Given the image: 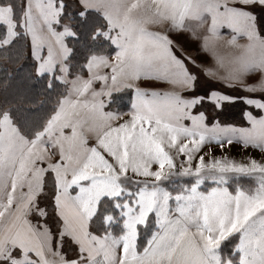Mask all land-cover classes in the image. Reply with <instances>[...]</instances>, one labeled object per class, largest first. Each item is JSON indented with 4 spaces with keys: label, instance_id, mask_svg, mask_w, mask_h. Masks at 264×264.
Wrapping results in <instances>:
<instances>
[{
    "label": "rangeland",
    "instance_id": "374dc122",
    "mask_svg": "<svg viewBox=\"0 0 264 264\" xmlns=\"http://www.w3.org/2000/svg\"><path fill=\"white\" fill-rule=\"evenodd\" d=\"M182 1L191 8L170 12L160 0H24L26 56L37 76L56 73L68 89L33 138L19 132L8 108L0 113V228L14 223L5 219L15 208L18 223L10 237L18 244L7 240L0 264L75 260L79 248L55 214L66 194L92 217L101 199H115L123 229L116 239L126 252L137 245L139 223L150 214L162 223L174 211L188 215L215 264H233L235 253L239 264H264V91L254 90L250 76H234L237 64L250 70L248 53L264 55V6ZM88 9L105 17V35L117 47L91 56L86 75L70 77L66 38L74 28L62 15ZM12 13L0 4V49L20 33ZM233 35L242 40L230 42ZM194 40L206 41L211 57L229 55L226 75L186 76L197 64L213 65L194 59L201 55ZM126 89L129 110H111L113 94ZM48 171L57 193L44 187ZM234 234L237 243L222 250Z\"/></svg>",
    "mask_w": 264,
    "mask_h": 264
},
{
    "label": "trees",
    "instance_id": "16d2710c",
    "mask_svg": "<svg viewBox=\"0 0 264 264\" xmlns=\"http://www.w3.org/2000/svg\"><path fill=\"white\" fill-rule=\"evenodd\" d=\"M0 4L11 6L13 17L20 30L15 40L13 39L7 47L0 49V113L8 108L19 132L27 138H33L45 128V124L56 111L57 103L67 92L68 83L61 81L56 73H44L40 76L35 74L34 64L26 56L27 39L21 30L24 0H0ZM66 14L63 12L62 19L69 20L74 28V34L66 38L69 47L67 74L70 77L86 75V64L91 56L109 55L115 52L116 47L111 43L108 33L105 35L106 31L111 32V29L105 17L96 10L88 9L84 14H80V11ZM5 31V25L0 22V38L4 37ZM131 95V89L114 93L109 108L116 112L128 111L132 100ZM50 174L53 175L51 171L45 174L44 187L49 186L56 191V181ZM185 181L189 185L193 182L192 179ZM96 210L97 212L89 222L93 232L100 235L109 232L120 233L121 219L118 217V221L114 223L108 222L107 219L108 216L117 218L116 215L119 213L113 198L101 199ZM156 228L153 215L148 217L145 224L138 225L139 251H143L146 247ZM237 241L238 236L234 234L229 240L224 241L222 250L231 249ZM235 256L236 253L233 264H239L238 255L237 259Z\"/></svg>",
    "mask_w": 264,
    "mask_h": 264
},
{
    "label": "crops",
    "instance_id": "0c3cea01",
    "mask_svg": "<svg viewBox=\"0 0 264 264\" xmlns=\"http://www.w3.org/2000/svg\"><path fill=\"white\" fill-rule=\"evenodd\" d=\"M226 1L228 5H231V7L238 3L239 7H243L245 9H247L250 5L264 6V0ZM163 2L170 12H183L185 11V9L191 8V5H189L188 2H184L182 0H160L161 6H163ZM161 6L159 7L161 8ZM160 8L155 7V9L157 10H161ZM162 8L165 9L164 7ZM176 17L180 18L179 15H176ZM251 27H254V24H251ZM248 30L250 31V29ZM220 34L224 35L225 33ZM260 35L262 36L263 34L260 33ZM233 37L234 39H230V42L237 43L238 41L242 40L240 37H238V35H233ZM242 38H244L243 35ZM177 40L178 39L175 40V43ZM222 40L223 39H221V42ZM243 40L256 41L257 39L255 38ZM205 42L206 41L202 40H194L192 42L195 45L194 52L196 54H201L197 58L194 57V59L199 60V58L202 57L203 60H210V63L213 61L212 68H206L208 67L206 64H203V67L201 68V65L197 64V69L195 67L193 70H186V76L190 77L202 75L204 77L212 78L218 76L217 78H219V76L221 77L226 75L225 69H223L221 66L224 61H227L229 55L223 53L219 58V55H217V53H214L215 56L211 57L210 54H212V52L209 54L207 43L205 46ZM188 43L189 42H187L186 44ZM185 47L187 49H190L188 48V45ZM236 49H239L238 54L241 53L240 48ZM254 53L255 51L248 53L251 61L249 71L247 69L245 70L241 68V66L237 67L238 64L235 62L237 66H235L234 68V76L239 74L243 76H250V80L248 81L253 84V86H255L254 90L257 89L258 91H264V55L263 53L259 52H257V54ZM234 59V61L239 60V64L241 63V58L238 55L235 54ZM245 81H247V79ZM237 82L238 84L235 83V85L237 84L242 86V80H237ZM189 188H191V185L189 186ZM229 192L231 191L229 190ZM55 205V214H57L56 216L61 221V224L65 226L69 234L73 237L74 242H76L79 248V252L85 254V257L79 258V253L77 254L75 260L65 264H215L208 255L204 246H202V243H200V238L195 232V225L190 219H188V215H182L178 212L171 211L167 217L168 219H165L166 221L159 223L155 216L153 214H150L154 216L157 228L155 232H153V235L149 238L146 247L143 249V251H139L137 246V238V245L126 252L124 246L123 248H121L122 246H120L119 243V236L121 235L123 229L120 231V233L116 234L109 232L100 235L93 232L89 223L92 216L85 215L75 205V200L72 197H69L67 194L62 198V200L60 199L59 205L57 202L55 203ZM15 211L16 208L13 211L11 210V212L5 219V221L8 219H10V221L13 220L12 222L14 223L8 222L7 225V223L4 222V227L2 226L0 228V258L3 254L4 248L7 246V240L11 241V243L14 245L18 244L17 240L10 238L12 236H17L18 233L16 232L18 230V223L16 225ZM140 224L142 223H139L138 225ZM3 229L5 230L3 231ZM116 238H118L119 240H117Z\"/></svg>",
    "mask_w": 264,
    "mask_h": 264
}]
</instances>
